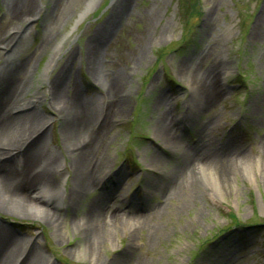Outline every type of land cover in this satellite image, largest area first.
Here are the masks:
<instances>
[{
  "label": "rangeland",
  "instance_id": "374dc122",
  "mask_svg": "<svg viewBox=\"0 0 264 264\" xmlns=\"http://www.w3.org/2000/svg\"><path fill=\"white\" fill-rule=\"evenodd\" d=\"M18 1L0 0V87L11 73L14 88L2 112L41 118L28 131L0 120V163L10 151L25 170L22 146L41 135L32 155L48 176L18 186L26 204L0 199L15 243L4 264H264V0H200L189 20L178 0H30L12 16ZM63 75L67 101L93 109L88 132L52 98ZM101 131L83 186L77 148ZM194 147L228 164L178 183Z\"/></svg>",
  "mask_w": 264,
  "mask_h": 264
},
{
  "label": "bare ground",
  "instance_id": "6f19581e",
  "mask_svg": "<svg viewBox=\"0 0 264 264\" xmlns=\"http://www.w3.org/2000/svg\"><path fill=\"white\" fill-rule=\"evenodd\" d=\"M14 2V1H13ZM28 2V4H27ZM15 3V2H14ZM31 1L29 0H20L16 5H7V11L9 14L12 16H16L19 14L20 9L25 8L29 6ZM27 4V5H26ZM31 5V4H30ZM89 3L87 7H89ZM20 7V8H19ZM30 7V6H29ZM28 7V8H29ZM93 65H91L92 69ZM11 73H9V78H6L4 81L2 80L1 82V87H0V120L4 121L7 123V126L14 124L13 122L19 120V123L17 126H20L24 129V131L30 130L39 120H40V115L37 113H29L26 115H16L14 117H11L10 115L7 116L3 114V106L6 105L8 100L11 98L13 94V86L11 83ZM95 77V76H94ZM65 77L64 75L61 77L55 78L52 83H51V95L52 98L54 99L55 95H58L60 99L63 100V102L67 101L68 98H66L65 91H64V83H65ZM63 86V87H62ZM113 90V89H110ZM193 93L194 91L191 90ZM209 94V93H207ZM203 96L206 102L211 101V96L207 95ZM208 96V97H207ZM196 99H193L195 101ZM55 101V100H54ZM57 102V101H55ZM62 102V101H61ZM69 102V103H68ZM58 103V102H57ZM193 102L190 103V106H192ZM67 104H71L69 107L73 112H64V114L69 118L70 124H71V129L72 132L76 134H80L83 131H87V126H88V121L92 115L93 109L91 107H88L87 105H81V103L76 102L75 96L70 98L67 101ZM188 107V106H187ZM162 132L164 134H169V128L165 125H163ZM64 134V133H63ZM67 134V132H66ZM89 137L86 138V140H83V146H79L77 150H79L80 154H78L76 162H75V168L73 176H72V181L76 180V183H80L83 186L88 185V178L92 173V169L90 168L88 162L86 161L88 159V150L90 148H97L98 145L101 143V138H102V131L99 132V134H90L88 133ZM42 144V136L37 135L35 136V139L30 142H26L22 146V155L24 159L22 160L23 163L25 164V170L23 171H18L16 168H12V157H13V152H5L2 153V155H5L4 159H2L0 163V199L3 197H15L16 199H19L21 203H25L23 200H25L20 193L18 192L19 188L18 186H21L24 190V193H27L30 190L31 184H33L34 187L40 188L38 184H40L42 175L45 174L46 177L48 176L47 171L45 170H37L35 163H38L37 161H40V158L42 157V154L38 153V155H32L33 154V149L37 147H40ZM79 145V144H78ZM6 147V146H5ZM9 148L13 146H7ZM17 156V152H16ZM53 159V158H52ZM48 157L45 158L47 160L46 164H51L52 160ZM54 160V159H53ZM226 160V161H225ZM228 159L222 152H207L205 153L204 148L201 147H194L192 150H190V158L189 162H187V167L185 166V170L183 171V176L177 178L178 183H181L182 178H184L185 175L189 174L192 176L194 174V170L197 169H204L208 167H213V170H217L218 172H221L219 168L222 170L223 167H225V164H228ZM34 162V163H33ZM223 163V165H221ZM37 165V164H36ZM24 172V173H23ZM206 177L211 179L215 184H218V179L213 175L212 173L206 174ZM48 184H51L52 182L48 179L46 180ZM43 190L41 192L47 194L49 193L51 196H56L54 199L58 198L59 196H62L61 191H52L48 187L42 188ZM22 198V199H21ZM4 199V198H3ZM5 201V200H4ZM3 200H0V204L5 205V206H12L10 203L8 205L7 202H4ZM26 204V203H25ZM30 208L31 210L35 211V214H39L43 212V209L39 207V205H34ZM93 207V206H92ZM96 207V206H95ZM93 210V209H92ZM42 211V212H41ZM90 210L87 209L85 212L84 217L87 219L86 221H91L92 223H95L97 218L99 217L97 212L98 210H93V215H89ZM96 213V214H95ZM107 214V213H106ZM97 215V217H96ZM112 217H116V213L112 212L109 215V218L111 219ZM83 224V223H81ZM79 223V227L83 228V225ZM93 230V228H92ZM94 231H96V227L94 228ZM95 233V232H94ZM97 234V233H96ZM15 243L13 240L8 239V237L5 235H0V264H4L7 259L10 257L12 254V249L14 248ZM36 259V257H35ZM37 260H40L39 258ZM30 262H32V258H30Z\"/></svg>",
  "mask_w": 264,
  "mask_h": 264
},
{
  "label": "trees",
  "instance_id": "16d2710c",
  "mask_svg": "<svg viewBox=\"0 0 264 264\" xmlns=\"http://www.w3.org/2000/svg\"><path fill=\"white\" fill-rule=\"evenodd\" d=\"M178 7L182 14L188 17H196L200 14V0H179Z\"/></svg>",
  "mask_w": 264,
  "mask_h": 264
}]
</instances>
